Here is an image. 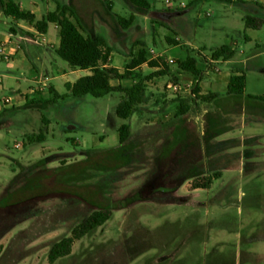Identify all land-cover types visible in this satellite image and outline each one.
Segmentation results:
<instances>
[{"label":"rangeland","instance_id":"374dc122","mask_svg":"<svg viewBox=\"0 0 264 264\" xmlns=\"http://www.w3.org/2000/svg\"><path fill=\"white\" fill-rule=\"evenodd\" d=\"M14 1L29 7L33 0ZM34 1L49 9L50 0ZM150 1L152 12L142 30H127L123 45L130 49L136 35L151 49L163 51L165 36L177 35L197 59L224 45H235L236 58L260 53L242 69L246 93L264 96V26H245L248 15L264 19L263 10L251 13L229 0ZM181 1L186 8H180ZM70 3L86 31L100 33L120 47L116 38L122 33L114 14L128 17L133 11L124 0ZM44 37V43H26V48L47 56L43 71L66 91L59 76L71 67L48 44L59 41L54 25ZM171 53L181 55L177 46ZM0 63L4 70V61ZM162 84L167 92V83ZM177 95L189 98V91ZM120 101V93L71 96L25 109L13 125L0 130V264H50L53 243L70 236L94 210L112 206L110 220L77 240L72 253L55 264H264V122L253 130H234L229 120L223 121L225 134L213 145L198 124L199 137H188L194 141L189 162L170 163L182 168H161V148L171 139L170 125L162 123L156 135L153 117L146 111L147 127L139 129L137 114L127 121L117 116ZM123 123L135 131L119 150ZM42 131L44 141L28 143L24 136ZM252 133L263 135L260 142L246 146L234 139ZM253 154L255 164L248 162ZM205 178L212 179L211 185L196 188Z\"/></svg>","mask_w":264,"mask_h":264},{"label":"crops","instance_id":"0c3cea01","mask_svg":"<svg viewBox=\"0 0 264 264\" xmlns=\"http://www.w3.org/2000/svg\"><path fill=\"white\" fill-rule=\"evenodd\" d=\"M230 2L244 6L246 10L251 13H257L260 11H264V0L257 1H249V0H229ZM16 2V1H15ZM48 8H44L37 1H30L29 7L25 6V4L21 2L18 3L23 10H29L33 12L37 19H41L47 12L53 11L56 9L57 2L62 4H67L66 0H56L52 2V0L47 1ZM69 4L70 0H69ZM75 10L76 7L71 5ZM152 12V9L151 11ZM135 14V21L131 28L128 30H142V24L145 22L146 18H148V14H140L132 11ZM78 14V13H77ZM252 16V15H250ZM54 25V24H51ZM51 25L49 27V31L51 29ZM59 34V28L54 25ZM15 27L17 29L16 33L11 32V28ZM21 29V30H20ZM9 30V31H7ZM256 30V29H254ZM38 32L33 26H31L26 21L20 20L16 21L12 17H8L4 14L3 9L0 4V42L6 45V50L11 54V60L6 61L0 54V59L4 61L5 68L4 70L1 68L0 63V114L2 112H6L2 119L8 121V125L6 128H9L13 125L15 121V117L18 113L22 112L25 109H30L33 107L25 108V105L28 101L34 100H50L52 98L51 88H53L59 94L67 93L66 84L74 83L79 78L91 74L89 70L82 69H74L70 68V70L64 69L59 78L61 79V84L64 86L66 91H61L57 88L49 77V73H45L43 71V67L46 66V55L44 53H34L31 49L26 48V43H38L34 42L30 39L32 35ZM47 33V34H48ZM133 33V32H132ZM131 34V32H130ZM46 36V34H42V37ZM104 36V35H103ZM116 41L120 42V47L116 48L111 44L108 37L104 36L108 42V44L112 47L113 51L110 56V66L117 68L121 73L124 71L127 63L130 58L128 57V52L125 48L129 49L130 45H123L124 41L128 39V32L126 35H118ZM170 37L173 41L169 43L167 38ZM179 36L175 35H167L165 36L167 46H164L163 51H157L156 49H151L146 45V47L151 52L152 50L157 54H160L162 58H176L177 61H184L189 54V49L185 44L181 43V39L177 40ZM45 39V37H44ZM246 39H250L246 36ZM138 40V36H134L132 38V42ZM52 43V44H50ZM60 43L57 40H49V46L56 51ZM172 46L179 47L181 51V55H174L171 53ZM230 46V45H229ZM235 46V45H234ZM234 46H230L234 51V55L231 59L225 60L219 63L228 65L229 68L227 70H222L219 73L209 72L207 74L201 75V80L199 83L201 94L206 95L209 93L218 94V98L213 100L212 102H203L199 103L196 106H193L191 109V113L186 116L177 117L176 112L179 107V100L175 97L178 95H172L168 91L165 92L161 86L162 83L166 84L170 80H174L173 78H177L180 82L187 84L189 82H193L194 78L191 73L184 71L176 66H169V73L165 76L155 77L154 79L147 81V91H146V102L141 106V109L136 114L139 116V121L137 122V126L139 129H143L147 127L146 121L147 117L145 112H149V117H153V129L155 130V134H161V128L163 127L162 123L167 126L170 125L169 136H171L170 140H167L166 144L161 148L160 154V162L161 168H171V167H181L183 165H172L176 163H188L189 162V154L191 152V144L192 140L188 137L196 135L199 137V127L198 124L201 125L204 131V136H207L209 139V145H213L214 142L218 141V137L225 134V132L221 128V123L223 121H230L231 128L234 130L239 127H250L253 130V126H258L264 122V106L257 101L248 99V94L246 93L247 88V76H246V88L245 93L242 96L228 94V85L230 77L238 71H243V66L249 63V61L257 56L260 53L254 54L249 57L239 56L236 58L237 48ZM138 49V48H137ZM244 54V51L241 52ZM185 54V55H184ZM212 55V54H211ZM194 57V56H192ZM198 69L203 72L206 69V56L200 55V58H196ZM160 68L155 67L151 68L147 64H143L139 69L143 75L150 74L159 70ZM244 72V71H243ZM246 75V73H245ZM191 77V79H188ZM166 78V79H165ZM47 80V86L43 87L42 82ZM137 80L134 79H112L111 84L113 86L121 85L123 87L132 86ZM28 83V84H27ZM28 85L27 89L24 90V86ZM162 84V85H164ZM35 91L33 94L32 91ZM113 94V93H112ZM121 94V93H120ZM257 96V95H253ZM7 98H11L13 101L12 104L5 105L4 100ZM122 100V94H121ZM151 103L148 108V103ZM120 103V102H119ZM197 112L198 116L195 117V113ZM135 115V114H134ZM133 117V116H132ZM131 117V118H132ZM165 118V122L162 121L161 118ZM4 128V127H3ZM1 130V129H0ZM135 131V130H134ZM132 129V135L134 133ZM230 132V131H229ZM227 133V132H226ZM30 135L29 133L24 134L26 137ZM131 135V137H132ZM263 135L261 134H249L242 138H234L240 140V144H255L257 141L260 142ZM131 139V138H130ZM233 139V137H232ZM242 139V140H241ZM243 139H245L243 141ZM260 139V140H259ZM199 140V138H198ZM226 140V139H225ZM130 141V140H129ZM224 141V140H222ZM129 143V142H128ZM19 144V143H18ZM202 145V142L198 143ZM204 145V144H203ZM202 145V146H203ZM246 145V146H247ZM175 147H178L176 149ZM205 148V145L203 146ZM247 153H254L253 150H248ZM175 154V155H174ZM256 155V154H255ZM254 154L249 157L252 160L248 161L249 163L255 164L253 157ZM172 163V164H170ZM184 167V166H183Z\"/></svg>","mask_w":264,"mask_h":264},{"label":"trees","instance_id":"16d2710c","mask_svg":"<svg viewBox=\"0 0 264 264\" xmlns=\"http://www.w3.org/2000/svg\"><path fill=\"white\" fill-rule=\"evenodd\" d=\"M134 12L147 14L151 10L150 0H124ZM1 7L6 16L12 17L16 21H26L33 26L39 33L47 34L51 24L59 28L60 43L56 49L57 55L65 60L70 67L74 69L89 70L91 74L79 78L74 83H67V93L59 94L51 88L52 98L50 100H30L25 108L36 105L46 106L55 103L59 99L68 97L82 98L91 95L95 98H102L112 93H121L122 100L116 107V114L122 120H129L139 112L141 106L147 101V81L155 77L165 76L169 73L170 65L164 58H153L151 52L141 41L137 40L133 43L128 51L130 58L124 71L121 73L117 68L110 66V56L113 51L108 44L106 38L93 31H86L81 24L80 18L76 10L70 4H62L57 2L56 9L47 12L41 19H37L36 15L29 11L23 10L21 6L14 0H0ZM111 9V4L108 5ZM118 27L121 29V35H126V31L132 27L135 21V14L131 13L128 17L114 14ZM245 26L247 29H259L264 26V19L255 16L245 17ZM12 33H16L17 29L12 27ZM21 30V29H20ZM167 41L171 43L173 40L168 37ZM138 47V49H136ZM234 51L229 45H224L212 52L215 59L223 58L231 59ZM143 64H147L151 68L158 67L159 70L150 74L143 75L139 69ZM178 67L192 74L194 85L192 87L189 98L179 97V107L176 112L177 117L189 115L193 106L199 103L212 102L218 98V94H201L199 86L201 80V71L197 67V60L188 56L184 61H178ZM112 79H134L137 80L132 86L123 87L121 85L113 86ZM177 81V78H173ZM246 88V75L243 71L235 72L229 80L228 94L242 96ZM248 99L259 102L264 106V96L248 95ZM6 112L0 114V129L8 125V121L2 119ZM42 121L45 125L50 120L44 115ZM119 150L126 147L132 135V126L130 123H123L119 130ZM28 143H35L45 140L44 132L39 134L27 135ZM209 142V139H208ZM207 142V143H208ZM217 176L219 173L216 174ZM193 177V176H192ZM190 177V178H192ZM212 183L211 178H205L203 182H196V188H208ZM113 206L96 209L90 213L83 221L78 223L72 229L71 235L53 243L48 253L50 264H55L58 260L68 257L72 253L73 245L77 240L84 238L93 233L97 228L103 226L113 215ZM1 250V247H0Z\"/></svg>","mask_w":264,"mask_h":264},{"label":"built area","instance_id":"2783aa9c","mask_svg":"<svg viewBox=\"0 0 264 264\" xmlns=\"http://www.w3.org/2000/svg\"><path fill=\"white\" fill-rule=\"evenodd\" d=\"M250 1H257V0H250ZM171 0H167L166 3L167 4H171ZM187 3L184 2V1H181L179 3V6L180 8H186L187 7ZM210 14L207 13V16H209ZM30 39L34 42H38V43H44L45 42V39L44 37H42V34L39 33V32H36L34 35H32L30 37ZM179 40V38L177 39ZM0 54L1 56L6 60V61H10L11 60V54L9 52H7L6 50V45L4 43H1L0 42ZM151 54H152V57L153 58H162V56L160 54H157L156 52H154L153 50L151 51ZM169 65L171 66H175L178 64V61L176 58H168V59H165ZM223 62V58H220V59H215L212 57V55L210 56H206V69L201 73L202 75L203 74H207L209 72H216V73H219L221 72V69L220 67L218 66L219 63ZM195 81L193 82H189L187 84H184L180 81H175V80H170L167 85H166V88H167V91L172 94V95H177L178 93L182 92V91H189V95H191V91H192V87L194 85ZM42 85L43 87H46L47 86V80L43 81L42 82ZM32 93L34 94L35 91L33 90ZM13 101L11 100V98H7L4 100V104L5 105H9V104H12ZM22 144H16V147L17 148H20Z\"/></svg>","mask_w":264,"mask_h":264}]
</instances>
